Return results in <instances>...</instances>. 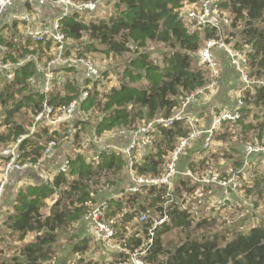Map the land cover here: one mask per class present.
Returning a JSON list of instances; mask_svg holds the SVG:
<instances>
[{
	"label": "trees",
	"instance_id": "trees-1",
	"mask_svg": "<svg viewBox=\"0 0 264 264\" xmlns=\"http://www.w3.org/2000/svg\"><path fill=\"white\" fill-rule=\"evenodd\" d=\"M33 1V0H32ZM95 1V0H75ZM114 10L107 17L84 18L86 12L75 11L60 20L61 30L65 35L66 48L64 55L70 58L84 56L89 53L100 52L114 56L131 53L122 70L100 67L104 78L89 86V80L83 79L81 67L58 64L54 71L58 73L53 81L51 90L44 94L39 85L44 73L41 67L54 56V47L50 40L32 42L24 32L17 27L24 28V20H14L11 24L5 23L9 13L8 7L0 17V59L19 65H13L10 71L0 69V151L9 144H16L17 160H30L38 162L42 155V148L49 139H56L57 132L50 129L44 120L35 122L36 127L31 131L34 115L41 110L43 100L46 99L52 106L66 104L72 99L78 100L76 114L71 121L60 123L54 127L77 121L74 132V144L79 146L84 135V126L89 124V117L96 112L100 118L94 125V139L98 141L104 132L133 131L157 117H169L179 111L182 101L198 88L207 86L212 81L209 69L200 63V52L204 49L206 41L217 39L222 46L212 48L211 56L219 67L218 84L209 89H216L220 84V60L223 55L228 61L224 48L239 49L248 52V65L253 75L261 74L264 69V0H218V9L227 22L221 24L220 29L206 24L202 25L194 19L184 18L181 12L187 9H199L203 0H112ZM22 1L24 11L36 14L40 4L36 1ZM42 6V5H41ZM45 25V24H44ZM50 25V23H48ZM165 44L168 50L164 51L161 60L150 57L145 47L149 44ZM248 51V50H247ZM30 56L29 58H26ZM88 57V56H87ZM26 58V59H25ZM229 64V63H228ZM41 66V67H40ZM12 73L7 78L3 73ZM113 75L114 83L110 86L109 74ZM77 76L75 77V75ZM59 80V83L55 81ZM40 87V88H39ZM88 89L89 94L81 97V91ZM208 90V89H206ZM254 93L246 91L242 96L245 101L251 96V103H258L264 99V86H256ZM201 95V94H200ZM197 96V99L199 96ZM236 99L234 101H237ZM194 103L191 101L188 106ZM187 106V107H188ZM237 105L235 104V107ZM245 107V105H243ZM241 107V111L244 109ZM241 116L235 121L240 135L248 132L247 129H263L264 120L256 118V124L243 122ZM214 131V137L220 139L225 135L220 132L224 124ZM81 125V129H80ZM53 127V126H52ZM69 129L66 126L65 129ZM73 127V126H72ZM264 132V131H263ZM152 142L143 150L145 154L140 162H133L136 176L158 178L162 176L168 164L169 154L175 149L179 140L186 136L188 128L184 119L173 120L169 126L155 124ZM156 134V135H154ZM66 135H68L66 133ZM23 136L20 142L17 140ZM72 140V141H73ZM81 141V142H80ZM212 144V143H211ZM189 146V145H188ZM186 146V148L188 147ZM202 148L198 152V160L188 163L192 173L203 175L209 169L207 154ZM7 160V156L2 155ZM68 170L56 172L48 180L27 184L20 188L14 198V213L7 214L4 224L8 229L18 234L22 240L28 233L33 234V239L19 246L18 254L0 264H42L53 256V244L57 240L58 230L69 231L85 215L95 208V203L87 192L84 180L101 171H120L125 165L121 153L114 151L98 152V162L94 166L80 153L75 157H67ZM235 167L241 162L234 163ZM41 174L42 166L39 163ZM30 169V168H25ZM209 173V172H207ZM68 175V176H67ZM69 175H74L70 177ZM191 182V181H190ZM189 180L182 181L187 193H195L198 184ZM247 184H242V189L249 196L252 206V195H264V168L263 172H254L249 177ZM133 184V183H132ZM135 185V184H134ZM146 187V188H144ZM174 189L175 200L176 192ZM59 189L60 198L49 208L48 213L43 211L45 199ZM143 188V194L139 193ZM122 193L120 199H125L127 205L133 206L134 211L124 215L125 220L116 217L117 211L122 208L119 200L107 198L106 208L102 217L112 220L116 227L119 240L123 236L119 223L129 221L133 213L146 212L148 219L140 223L139 231L148 236V228L152 221L161 215L162 204L165 201V189L158 185L139 186L138 192ZM232 193V192H231ZM62 200L66 203H62ZM124 202V201H123ZM168 207V220L157 226L153 236V243L142 258L148 264H264V224L252 225L246 230L234 231L231 236L214 233L198 239L186 238L172 250L164 251L162 236L174 227L189 228L193 223L190 212L177 208V203L172 202ZM264 207V198L262 200ZM92 220H88V222ZM90 222V223H91ZM205 219H199L196 226H200ZM94 234V233H93ZM101 242H105L98 238ZM141 237L127 240L125 246L133 250L141 245ZM88 249V240L81 238L71 246L73 253L84 255ZM126 253L121 257L126 258ZM79 257L74 264H93L91 260L84 261ZM116 260L103 262L113 264ZM99 264L98 262H95Z\"/></svg>",
	"mask_w": 264,
	"mask_h": 264
},
{
	"label": "built area",
	"instance_id": "built-area-1",
	"mask_svg": "<svg viewBox=\"0 0 264 264\" xmlns=\"http://www.w3.org/2000/svg\"><path fill=\"white\" fill-rule=\"evenodd\" d=\"M25 0H0V17L4 13V11L16 4L17 2H21ZM36 1L40 5H47L54 9L56 13L55 18L50 21V25L45 24L39 28L32 27V20L34 19L33 14L29 11L22 15L11 14L8 15L5 19V23L11 24L14 20H24L25 24V33L27 37L32 42H43L46 40H50L54 47V56L51 58L46 66L41 67L44 73L41 76V88L44 94H47L52 86L53 81L57 77L58 73L54 71V68L58 64H67L70 65L74 63L75 66L81 67L83 71V79L89 80V86L94 82H98L103 79L104 76L101 73L100 66L97 65L94 59L90 57H76L70 58L64 55V51L66 48L65 44V35L61 30L60 20L63 17H66L72 14L75 11L81 12H92L98 8V6L103 3L104 0H95V1H81L77 2L75 0H33ZM181 15L184 18L194 19L202 25H212L217 29H220L222 22H227V18L225 16H221L219 14L218 9V0H203L201 4V8L199 9H187L181 12ZM217 46H222L217 39H210L206 41V45L203 50L200 52V63L205 64L210 72L212 77V81L209 85L198 88L195 92L189 94L182 101L181 107L179 111H176L172 116L169 117H157L155 120L146 123L145 125L139 127L137 130L133 131H119V134H129L132 136L130 143H128L124 148L121 149V153L126 158L129 166L133 165V153L135 150L140 148H145L152 142L153 134L151 131H155V124H160L162 126H169L172 124L173 120H182L184 119L185 124L188 128V133L186 136L182 137L175 149L169 154V160L167 164V169L165 173L158 178H146L143 176H136L134 171H130V175L133 176L134 183L129 186L127 190L131 192H136L139 190V186H148V185H158L163 186L165 189V201L162 204V213L160 216L156 217L152 221L151 227L148 228V236L144 239V242L135 247L133 250L129 249L126 253V258L117 259L113 264H148L142 257L147 254L148 249L153 243V236L155 229L157 226H160L165 221L168 220L167 209L171 206L172 202H175L174 191L172 187V176L176 173H179L176 167V162L181 154L186 149L192 141L202 137L203 139V147L208 148L211 146L213 141V133L215 130L221 127L223 122L235 121L241 116V107L243 108L245 105V101L242 96L246 91L250 93L253 92L256 86H264V83L260 80H256L255 75L252 74V70L248 65L249 58L248 52L251 50L249 46H247L246 51H242L239 49H232L230 47L224 48L228 55V63L231 69L237 74L239 85L236 88L237 93V101L236 107L231 111H223L218 115H215L214 120L210 124L208 128L201 127L199 125V117L195 114H190L186 112V108L191 101L196 102L197 96L202 94L206 89L211 88L214 85L218 84L219 79V67L216 64L215 60L211 56L212 48ZM4 51V47L0 48ZM248 50V51H247ZM27 56L26 58H29ZM25 58V59H26ZM20 62L16 64L10 63L8 61H2L0 59V69L10 71L13 65H19ZM7 78L12 77V73H3ZM59 83V80L55 81ZM88 89H83L81 91V97L88 96ZM78 106V100L72 99L70 102L66 104L52 106L47 102L46 99L43 100L42 108L38 111L33 117V125H36L35 122L45 121L49 126H56L60 123H65L71 121L75 114ZM23 136H21L17 142L22 140ZM99 141H96L97 143ZM57 141L55 139H49L41 152L42 155L50 154L56 147ZM244 151L246 155L252 153H263L264 154V144H256V145H245ZM112 150V146L108 144H98V152L110 151ZM1 154H7L9 157L7 160L3 162L0 166V198L2 195V191L4 185L7 180V176L11 170H21L25 168H30L34 171H39V161L36 163L31 162L30 160L19 161L17 160V151L16 146L11 148H5L0 151ZM68 159H65L64 162L57 169L58 172H65L68 170ZM189 172V171H186ZM41 175L48 179L49 174L45 170H41ZM190 175V173H189ZM196 181L200 182L204 185L215 184L220 187L222 190V197L217 199L215 204L218 206L224 205L226 202L231 201V192L242 190L243 181L240 178L239 171L230 170L228 174L224 177H219L217 173H206L200 175V177L195 178ZM135 184V185H134ZM246 205L252 207V203L245 201ZM106 202L102 201L95 206L87 215H85V219L92 220L94 226V234L100 238L101 240L108 242L109 240L115 238L117 234L116 227L113 226V220H105L103 215V210L106 208ZM148 219V214L146 212H142L139 214V221L146 222Z\"/></svg>",
	"mask_w": 264,
	"mask_h": 264
},
{
	"label": "crops",
	"instance_id": "crops-1",
	"mask_svg": "<svg viewBox=\"0 0 264 264\" xmlns=\"http://www.w3.org/2000/svg\"><path fill=\"white\" fill-rule=\"evenodd\" d=\"M29 2L35 3L32 0H29ZM105 2H107V1H104V3ZM21 3H22V1L17 2L12 7H10L8 15H11V14L22 15V14L26 13L27 11H24V9H23L24 7L21 6ZM38 6H40V7L38 9V13L36 14V20L32 21V27L33 28H39V27L43 26L44 24L50 23V21H52L56 16V13L54 12L53 8H51L47 5H42V6L38 5ZM33 17H34V14H33ZM17 27L19 28V30H21L25 34V32H26L25 28L26 27L23 28L20 24ZM220 67H221V77H220L219 86L216 89L205 90L199 96V98L196 102L191 103L186 108V112H189L190 114H195L199 117V125L201 127L208 128L210 126V124L212 123V121L214 120L215 115H218L223 111H231V110H233V108H235L236 100L234 101V99H236V95H237L236 88L239 85L238 76L231 69V67L228 64V61L226 60L224 55L222 57V60H220ZM76 76H77V74L75 75V77ZM38 86L41 87V81L39 82ZM216 107H219V108H216ZM216 109H218L219 111H215ZM1 117H2V115L0 116V120L2 119ZM69 124H72V125L69 126ZM64 126L65 127L69 126V129H68V127H67V129H65L63 127V129H65V133L68 134V135L64 136V139H67V137H68V139L66 141H64L62 146L58 145L50 154H46V155L43 154L38 159L41 166H42V169L45 170L49 174V177H51L53 174H55L57 172V169L59 168V166H61V164L64 162V160L67 159V157H75V154L80 153L84 156V158L86 160L91 161L92 164H94L95 159L96 160L98 159V144H101V143L104 144L105 143V144L111 145L112 146L111 151L121 153V149L124 148L128 143H130V141L132 139V136L129 134H123V135L119 134L118 135L115 132H108V133L104 132L100 137H98L99 142L95 143V139L93 137L94 136V133H93L94 126L92 125V127H91V126L86 124L84 126L85 129L83 131L84 135L81 139V141L87 140L85 145L88 146L89 148L85 149V147L82 146L81 144H79V146L74 144L73 138L75 136L74 132L76 131L74 126L79 128V126H77V121H72L71 123H68V124L66 123V124H64ZM88 127H90L89 130H88ZM30 129H31V131L33 130V128H30ZM50 129H51V127H50ZM80 129H81V125H80ZM154 135H156V134H154ZM13 146L15 147L16 144L15 143L10 144L9 146H6V149L11 148ZM202 148H204L203 147V139H202V137H200V138L192 141L189 144V146L184 151L185 154H181L179 156L177 162H176V167H177V170L179 171V173H176L172 176V187L174 190V189L179 188L178 186L180 185V191L176 192L177 198H176L175 202L177 203V205H176L177 208L180 210L186 209L189 212V210H188V203L189 202H188V200H186L184 198V194L187 195V194H191V193H187L185 186H183V185L181 186L182 181L189 180V182L191 181L190 183H192V184H198V186L195 188V190H196L195 195H199V198H197V200L195 202L196 203V210H194L193 212L202 214V212L208 211L210 209V207H215L216 209H221V211H222V210H224L223 207L227 206L228 204H231L233 202V200H238V199H240L242 207L248 213L251 212L254 209V206L251 207V206L245 204V201L250 202L251 200L246 199V198L244 199V198H242V196L239 195L241 193V191H243V190L232 192L230 195L231 201L226 202L224 205L218 206L215 204V202L217 199L222 197L221 188L216 186L215 184L204 185V184H201L200 182L196 181L195 178L200 177V175L192 173L191 169H189V167H188V163L190 160H198V158H199L198 152L200 150H202ZM143 149L139 147L137 150L134 151V153H133V162L134 163L142 161L143 155L145 154V150H143ZM205 150H207V149H205ZM226 151H224L226 156L232 155L229 151L228 152H226ZM2 155H5V154H1V152H0V162L3 163L5 159L2 157ZM5 156H7V158L9 157V155H7V154ZM123 159L125 161V165L123 166V168H125V172H126L125 177L122 178L121 180L117 181L116 185L114 186L116 191L114 192L113 197H111V198H114V200H119L120 203L122 202L121 203L122 208L120 211H117V215H116V217L120 220H122L124 218V215L126 214V212L131 211V210L134 211V205H135V203H134V205L131 207V206L127 205V201L125 199H123V200L120 199L123 196L122 193L127 192L126 190L129 188V186H131L132 183H134L133 176L130 175V171L131 170L134 171L133 167L129 166V164H128V162L124 156H123ZM239 161L241 162V164H240V166H238V171H239V175H240L241 179L247 178L248 170H250V169L256 170V169L260 168V165L261 166L263 165V168H264V154L263 153H252V154L246 155L244 148H242V150L240 151ZM97 162H98V160H97ZM2 163H0V166L2 165ZM224 167H226V166L224 165L222 168H224ZM123 168H122V170H123ZM228 168L230 169L231 167H228ZM122 170H120V171H122ZM120 171H115V172H120ZM186 171H189V172H186ZM205 172L206 173L207 172H209V173L217 172V174H218V171L210 170V168ZM189 173H190V175H189ZM69 176L72 177L74 175H69ZM249 177H248L247 182L249 181ZM42 180L47 181L48 179H45L40 173H37L32 169L11 170L9 172V174L7 176L6 183H5L3 191H2L1 198H0V239L3 238V236H1L2 235L1 233H3L2 232V230H3L2 224H3L4 220L6 219L7 214L8 213L9 214L14 213L12 206H13L14 198H15L17 191L20 188L25 187L27 184L33 185L34 183L41 182ZM141 187H143V186H141ZM144 188H146V187H144ZM142 189L143 188H141L140 192H139L141 194H143V192H144V190H142ZM57 193H60L58 188L47 199L50 198V199L55 200L54 196ZM204 193H205V195H204ZM201 195H204V196H201ZM59 198H60V194H59L58 199ZM106 198H108V197H106ZM195 198L196 197H194V199ZM58 199H56V200H58ZM92 199H93V197H92ZM105 200L106 199L100 200L99 202H95V206L97 204H99L100 202L105 201ZM62 203H64L63 200H62ZM46 213H48V211H46ZM219 213L221 214V212H219ZM4 214H5V218L3 219ZM112 220H114V219H112ZM123 220H125V219H123ZM131 220L132 221L135 220L134 221L135 224H130V222H132ZM138 220H139V214L133 213V216L131 217V219H129V221L123 222V224L125 226H127V224H129V227L132 226V228L129 231L125 232V234H123L122 237L120 236L121 240H119V238L117 240V238L115 237V238L109 240L108 242H101L99 239H96V237L93 234L94 233V226H93L92 222L90 221L91 222L90 223V222H88V219H83L82 225H83L84 229L88 232V236H89L88 238L92 239L93 247L94 248L102 247V248L106 249V251H107V255L104 257V259L101 260L100 262L97 261L99 264H102L103 262H108L112 259L115 260V259L120 258L121 253L126 252L128 250L127 248H129V247L125 246L126 244H128L127 240H129L131 238L141 237V236H142V239L144 240V236L139 231L140 223ZM134 225H136L137 227L134 228ZM5 227H6V225H5ZM7 231H9L11 233H16V232L11 231L10 229H8ZM81 238H86V237L80 236V237H78V240ZM32 239H33V234L28 233L22 240L20 239L18 241H22V243L20 244V245H22V244L30 242ZM89 246H90V244L88 242V249L85 252V254L89 253V254H87L88 257L84 256L85 254L84 255H81L80 253L75 254L72 252V250L70 252V249L68 248L66 256L58 264H65L68 262L69 259H73V262H74L79 257H84V259H85L84 261H86L88 259H91L92 261H94L91 258V257H93V253L89 252ZM71 253H72V255H71ZM15 254H18V252ZM15 254H13V255H15ZM70 256H71V258H70Z\"/></svg>",
	"mask_w": 264,
	"mask_h": 264
},
{
	"label": "rangeland",
	"instance_id": "rangeland-1",
	"mask_svg": "<svg viewBox=\"0 0 264 264\" xmlns=\"http://www.w3.org/2000/svg\"><path fill=\"white\" fill-rule=\"evenodd\" d=\"M104 1H107L104 3ZM103 3H101L98 8L91 13V16L89 12L85 14L84 18L86 20H89L90 17L92 18H100V17H107L109 15V12L114 10L113 7V1L112 0H104ZM145 49L149 52L150 57L154 60L160 61L162 53L166 50H168V47L165 44H151L149 43ZM86 56L92 58L95 60L98 66L104 67V68H115L118 70H122L126 63L128 62L129 58L132 56L131 53H123L122 55L114 56L112 54H106V53H100V52H94L89 53ZM261 74H257L254 79L260 80L264 83V69ZM113 74V73H112ZM109 74L110 80V86L114 83L113 75ZM254 93V91H253ZM252 93V94H253ZM251 96L246 98L245 100V107L242 110V116L241 120L243 122H251L252 124H256L257 122L254 121L256 118H259L261 121L264 120V99L258 101V103H251ZM219 108V107H216ZM215 111H219L216 109ZM1 116V111H0ZM3 117V116H2ZM100 118V114L96 112L94 115H91L89 117V126H94L97 120ZM240 127V122H236ZM236 123L231 124H224L222 127V130L220 132L225 131V135L220 138L216 139L214 137V140L208 150H206L207 154V164L210 168V170L218 171L219 177H224L230 170L236 171L238 170V167H235L234 163L239 162L240 158V151L245 145H256V144H264V130L263 129H247L248 132H245L244 134L240 135V131L238 132L236 128ZM72 124H69L71 126ZM31 127L34 129L36 125H31ZM64 125L58 126V127H52L51 129L56 130L57 134H55L56 139L58 140V145L62 146L64 141L68 139H64L65 133ZM3 129L1 126L0 129ZM50 129V127H48ZM90 127H88L89 130ZM85 127L83 128V130ZM87 140H84L82 146L85 147V149H88L89 147L86 146ZM12 144V143H11ZM10 145V144H9ZM8 145V146H9ZM227 150V151H226ZM224 151L230 152L232 155H225ZM71 152V151H70ZM122 154V153H121ZM183 154H185L183 152ZM94 156V155H93ZM122 156H124L122 154ZM227 157V158H226ZM93 158V157H92ZM98 160V159H97ZM97 160L94 161V166L97 163ZM5 161V160H4ZM88 161V160H87ZM2 163V162H0ZM3 164V163H2ZM226 166L222 168L223 166ZM228 167H231L230 169ZM122 170V169H121ZM211 172V171H210ZM254 172H263V165H260V168L258 169H250L248 170V175L246 179H241L245 184H247V180L249 176H253ZM125 168H123L120 172H114V171H101L96 175L91 176L89 180H84V183L87 185L86 190L88 193H90L91 197H93V202H99L100 200H104L108 198L113 197L115 190V185L118 180H121L125 177ZM217 173V172H215ZM113 192V193H112ZM196 192V191H195ZM60 193H57L54 198L55 200L58 199ZM205 195V193H204ZM201 195V196H204ZM242 196V198L250 199V195L248 196L245 191H241L239 194ZM194 197H196L194 199ZM252 200L254 201V209L251 212H247L241 205L240 199L233 200L231 204H228L227 206L223 207L224 210L221 211V209H216L215 207H210L208 211L200 213L193 212L196 210V200L199 198V195H195V193L191 194H184V198L188 200V210L191 214V218H193L192 225L187 229H182L179 227H174L170 229L167 233H165L162 236V246L164 251L172 250L175 246L183 242L186 238H195L198 239L202 236L211 235L214 233L222 234L231 236L234 231L239 230H246L252 225H263L264 224V208L262 205V200L264 198V195H256L251 196ZM53 199H46L45 200V207L43 211H48L49 206L54 203ZM67 200L63 201L66 203ZM245 201V200H244ZM221 212V214L219 213ZM7 213V212H6ZM5 218V214L3 215V219ZM205 219V222L200 225L196 226L197 221L199 219ZM2 219V220H3ZM82 220H80L75 226H73L69 231L67 230H58L57 231V240L53 244V256L50 258L49 261L44 262L42 264H58L61 262V260L66 256V253L68 251V248L71 252V246L78 240V237L85 236L88 240L90 246H89V252L93 253V257H91L94 261L93 264H96L95 262L101 261L104 259V257L107 255L106 249L100 247V248H94L92 245V239L88 238V232L84 229L82 225ZM132 221V220H131ZM135 220L130 222V224H135ZM120 225H117V228L120 227V231H122L123 234L125 232L129 231L132 226L129 227V224L125 226L123 223H119ZM3 230L1 233L3 238L0 239V261H6L8 260L13 254L17 253V250L22 243L18 237L17 233H11L7 231L8 229L5 227V224L3 222ZM137 226L134 225V228ZM118 240V236L116 237ZM116 241V240H115ZM86 253L84 256H87ZM72 255V253H71ZM88 257V256H87ZM71 258V256H70ZM117 260V259H115ZM65 264H74L73 259H69L67 263Z\"/></svg>",
	"mask_w": 264,
	"mask_h": 264
},
{
	"label": "clouds",
	"instance_id": "clouds-1",
	"mask_svg": "<svg viewBox=\"0 0 264 264\" xmlns=\"http://www.w3.org/2000/svg\"><path fill=\"white\" fill-rule=\"evenodd\" d=\"M241 114H242V111H241ZM236 121V120H235ZM235 121H233V122H235ZM243 190V189H242ZM176 201V200H175Z\"/></svg>",
	"mask_w": 264,
	"mask_h": 264
}]
</instances>
